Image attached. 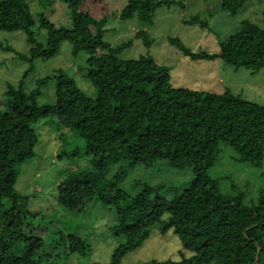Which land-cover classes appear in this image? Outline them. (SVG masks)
Listing matches in <instances>:
<instances>
[{"label": "trees", "instance_id": "trees-1", "mask_svg": "<svg viewBox=\"0 0 264 264\" xmlns=\"http://www.w3.org/2000/svg\"><path fill=\"white\" fill-rule=\"evenodd\" d=\"M61 1L69 10L71 28L56 27L40 14L39 26L46 37L37 42L26 1L0 0V31H22L29 45L27 55L16 54L30 65L23 79L34 60L52 58L58 45L67 41L73 55L80 51L88 55L84 76L96 90L94 98L88 97L59 70L53 76L51 104L39 105L37 101L49 78L37 80L29 93L24 91L22 79L16 88L8 86L0 95V264H51L45 240L25 234L29 199L14 185L20 166L34 157L39 136L36 125L52 118L58 127L73 129L84 142L82 153L76 149L59 157H86L90 164L76 165L59 179L58 204L73 210L96 199L116 209L117 222L111 233H121L124 242L108 264H120L127 252L148 238L152 228L160 233L172 230L191 255L177 262L153 260L146 264H264V188L259 190L256 204L245 206L242 193L222 195L218 182L207 175L220 143L237 154L238 162L264 169V106L229 92L172 88L167 69L151 58H117L129 43L112 48L103 40L108 16L105 6L99 12L94 7L84 8L88 0ZM247 1L220 0V9L233 16ZM174 2L128 0L118 18L136 17L141 24L151 25L155 10ZM189 23L204 25L196 17ZM136 37L150 46L145 32L138 31ZM169 42L190 59H221L233 68L252 71L264 68V29L249 21H242L211 54L193 53L177 39ZM120 161L123 167L107 181V164ZM156 161L174 169L190 167L188 186L170 199L151 197L150 186L132 197L117 189L127 167L151 166ZM59 242L66 256H87L90 252L86 241L77 235L61 236Z\"/></svg>", "mask_w": 264, "mask_h": 264}, {"label": "rangeland", "instance_id": "rangeland-1", "mask_svg": "<svg viewBox=\"0 0 264 264\" xmlns=\"http://www.w3.org/2000/svg\"><path fill=\"white\" fill-rule=\"evenodd\" d=\"M25 1L34 19L32 32L37 42H44L46 37V31L39 26L40 14L56 27L71 28L69 10L61 0ZM93 1L96 3L93 4ZM101 1L99 4L98 0H88L84 8L94 7L101 12V6H105L108 16L103 40L112 48L129 43L119 51L118 59L149 57L157 65L167 69L168 83L172 88L211 94L229 92L247 102L264 106V68L252 71L233 68L221 59H190L169 42L170 39H177L193 53H214L218 50L220 41L235 33L242 21H249L264 29V0H248L233 16L220 9V0H174V4L163 5L155 10L151 25L141 24L136 17L128 20L118 18L128 0ZM193 17L204 25L190 24ZM138 31L148 35L151 40L149 47L144 46L142 39L136 37ZM6 47L10 50L6 51ZM28 49L29 45L22 31H0V95L8 86L16 88L23 79L22 75L30 65L16 54L27 55ZM87 58L84 51L73 55L71 44L61 42L52 58L33 61L32 70L23 79L24 91L29 93L35 89L37 80L49 78L41 86L37 101L39 105L53 103V76L61 70L88 97L94 98L96 90L84 76ZM45 121L49 123L44 124ZM36 126L39 127V136L34 157L20 166L14 185L18 193L29 199L24 218L25 234L45 240L51 264H108L114 250L124 242L121 233H111V228L117 222L115 207L91 199L77 209L68 210L61 207L56 198L58 181L67 171L76 165L90 166L86 157H59L61 153L76 149L82 153L83 140L73 129L58 127L56 118L44 119ZM218 148L217 158L207 170V175L218 182L222 195L242 193L243 205L256 204L259 190L264 188V169L238 162L237 154L223 143ZM122 163L107 164V181L114 179L119 168L123 167ZM191 179L190 167L174 169L167 167L162 161H156L151 166L137 164L127 167L118 180L117 189L132 197L141 192L144 186H150L151 197L160 195L170 199L185 189ZM162 219H166V216L163 215ZM68 235L84 239L89 246V254L66 256L59 240L61 236ZM190 255L189 251L183 250L172 230L160 233L157 228H152L148 238L139 247L127 252L120 264H146L153 260L177 262Z\"/></svg>", "mask_w": 264, "mask_h": 264}]
</instances>
